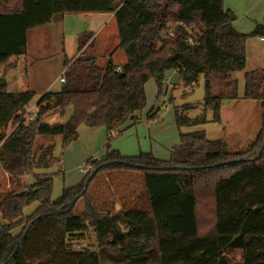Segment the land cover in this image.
Instances as JSON below:
<instances>
[{
    "label": "trees",
    "instance_id": "trees-1",
    "mask_svg": "<svg viewBox=\"0 0 264 264\" xmlns=\"http://www.w3.org/2000/svg\"><path fill=\"white\" fill-rule=\"evenodd\" d=\"M172 0H0V66L28 53L29 33L68 14L114 13L120 48L128 63L118 70L109 60L106 67L95 56L81 53L66 57L61 91L47 92L38 101V117L22 120L25 107L36 94L11 92L0 76V164L20 187L26 175L35 182L21 192L2 196L0 202V264H234L229 252H241V264H264V129L244 152L230 151L227 142L207 137L206 131L181 133L180 144L169 160L153 153L125 157L112 150L91 161L92 170L83 183L65 189L53 199L54 179L41 172L58 159L52 147L36 149L38 135L63 136L64 146L78 140L79 128L106 126L110 134L146 105L147 82L155 79L163 92L166 74L175 70L187 85L207 77L205 112L196 118L177 114L181 127L208 122L207 110L219 119L224 99H240L235 73L247 66L246 44L250 37L264 39V24L252 34L238 32L232 23L207 26L203 12L196 11L186 24L196 23L200 44L191 46L181 37L164 40L162 34L174 22ZM93 33L79 37L80 53ZM93 45V42L90 43ZM225 83L215 95L212 80ZM257 101L264 110V70L245 74L243 97ZM58 111L66 124H50L45 117ZM10 126L15 128L8 133ZM125 162V163H120ZM174 166V169L167 167ZM139 174L145 208L104 209L95 199L101 182L119 179L124 173ZM205 176L213 197L214 218L208 229L199 217L196 179ZM116 181V180H115ZM93 191V195H92ZM96 194H95V193ZM78 200L67 205L75 198ZM99 199V198H98ZM84 201L86 208L76 213ZM99 202L101 200L99 199ZM37 204L35 211L24 209ZM148 206V207H147ZM19 234L15 231L20 229ZM88 246L77 244L87 237ZM79 248V249H77Z\"/></svg>",
    "mask_w": 264,
    "mask_h": 264
},
{
    "label": "rangeland",
    "instance_id": "rangeland-1",
    "mask_svg": "<svg viewBox=\"0 0 264 264\" xmlns=\"http://www.w3.org/2000/svg\"><path fill=\"white\" fill-rule=\"evenodd\" d=\"M260 0H225V10L231 11L236 17L233 27L240 33L252 34L258 24H264V8L262 11L259 8ZM172 4V3H171ZM172 13V12H171ZM84 18V17H83ZM172 22L169 27H175L178 20ZM208 26V25H207ZM85 27V26H84ZM99 27V26H98ZM98 27L86 28L83 31H94ZM48 28V27H47ZM46 26L34 29L29 33V53L31 58H35L36 53L44 51L51 45V35ZM81 31V30H80ZM84 33V32H83ZM117 33V25L115 21L109 23L106 29L99 35L97 43L92 49L97 53V63L101 67H105L109 61L104 51L105 47L111 44L114 35ZM80 37V36H79ZM79 43V41H78ZM79 44L73 39L69 46L67 44V53L70 57L76 54ZM63 47V46H62ZM86 47L76 56L81 53H86ZM88 51V50H87ZM90 52V50H89ZM247 52V66L243 71L235 73V78L238 80L240 99L231 100L224 99L221 102L219 116L216 118L214 110H207L208 122L203 125H196L190 127H179L177 124V114H184L190 118H196L203 114L206 102V81L207 77L201 75L199 80L194 85H187L184 79L175 70H170L166 74L164 81L163 92H159V87L155 79L147 82L146 89V105L142 111L135 114L136 120L128 118L122 125L120 130L122 134H110L106 126L90 128L86 125H81L79 128L78 140L71 143L68 147L64 146L63 136L56 135L55 137L38 135L36 141V149L40 146L52 147L54 155L59 160L58 163L49 170H42L43 173L51 174L54 179L53 185V199L58 200L65 189L82 184L84 178L90 172L88 164L94 159H101L105 157L109 151L116 150L123 156H134L142 153H153L157 158L169 160L171 158L172 150L180 144L181 133H191L197 131H206L208 138L213 140H223L227 142L230 151L244 152L248 150L253 143H255L261 131L264 129V110L261 105L254 100H247L242 98L245 92V74L251 71L264 70V42L259 37H250L246 44ZM56 57V56H55ZM18 60L20 66L18 69H11L8 71L6 78L9 81V90L11 92H20L24 90L23 85L27 84L28 65L26 56L14 58ZM66 59V58H65ZM75 59V58H74ZM29 61V60H28ZM58 65V64H57ZM3 66H0V74L4 75ZM122 68V67H120ZM63 65L55 71V78L62 72ZM66 71V70H65ZM65 71L61 76L64 75ZM60 80V78H58ZM57 80L56 87L61 89L64 85ZM225 83L219 80H212V90L215 95L223 94ZM56 89V88H55ZM61 91V90H59ZM30 104L34 107L37 100ZM66 116H62L60 112L54 111L45 117V121L50 124L64 123ZM69 115V117H70ZM134 116V117H135ZM68 119L67 121H69ZM15 128L10 126L8 133ZM85 170V171H83ZM31 175V182H35V175ZM23 178L20 187L13 183L2 194L8 196L9 194L21 192L29 185L24 183L27 176ZM116 180V181H115ZM139 174L127 172L119 179H110L101 182L100 189H98L97 196H92L95 199L96 206L99 208L103 204L104 209L115 207L117 210H122L128 205L133 206L134 200H137V205L141 209L147 205V198L142 193V182ZM205 176L196 179L195 188L198 192L199 198V217L203 229L210 228L214 218L212 209L213 197L211 194L212 188L208 189ZM95 193V192H94ZM96 194V193H95ZM93 195V191H92ZM101 202H99V199ZM2 199V197H1ZM36 205L32 204L24 209V215L27 217L31 215ZM148 207V206H147ZM86 205L84 201H80L75 208L76 213H81L85 210ZM0 212V218H1ZM21 228L15 233L19 234ZM90 238L87 237L81 240L77 245L81 247L88 246ZM79 249V248H77ZM234 264H241L243 261L241 252H229Z\"/></svg>",
    "mask_w": 264,
    "mask_h": 264
},
{
    "label": "crops",
    "instance_id": "crops-1",
    "mask_svg": "<svg viewBox=\"0 0 264 264\" xmlns=\"http://www.w3.org/2000/svg\"><path fill=\"white\" fill-rule=\"evenodd\" d=\"M224 2L225 0H172L171 11L175 17V20L178 21L192 19L194 12L201 11L203 12V20L209 27H212L213 25L216 24H224V23L233 24L236 20V17H234L230 9L227 11L225 10ZM259 8L262 11V9L264 8V0L259 1ZM113 21H115L117 25V33L116 35H114L111 44L107 45L104 51L106 52V56L109 57L108 61L112 60L117 67H124L128 63V58L125 51L120 48L121 41L119 36L118 24L114 13L68 14L65 15L63 18L54 20L53 22L46 25V28L48 27L47 29L51 35L50 47H48L44 51H39L38 53H36L35 58H31L27 55L29 53V48H28V53L24 55L26 56L25 61H27L26 63L28 65L27 66L28 80H27V84L23 85V88H25L24 90H30L34 92L36 94L35 96L36 99H38V96L42 97L47 92H58L59 90H61L62 88L58 89V87H56V84L58 83L57 82V80H59L58 78H60L62 73L66 70L64 67L65 58L66 57L70 59L76 58L79 49V45H77L78 49L76 54L70 57L67 53L68 52L67 49H65V47L67 48V44H69L70 46L71 43L73 42V39L77 42V44H79L78 43L79 36L83 32L84 33L91 32L93 33V37L90 40V42L85 46L86 49L88 50V51L86 50V52L89 55L95 56L97 58V53L92 48L96 45H99L97 43V39L99 38V35L106 29L107 25H109V23ZM91 27L92 28L98 27V29L94 31H83V30H87L86 28L90 29ZM92 42L93 45H90V43ZM14 58H18V57H14ZM14 58L10 60L8 65L3 66L4 71L6 66H10V70L16 68L18 69L20 63L18 60H15ZM247 62H248V58H247ZM61 65H63L62 72L59 73L55 78H53V76L55 75V71L59 69V66L61 67ZM38 101L39 100H37V102ZM69 115L65 118L64 123H67L68 122L67 120L70 119ZM132 120L135 121L136 116ZM114 133L116 135L117 134L121 135L122 131L119 128ZM116 151H118V149H116ZM125 157H132V156H125ZM161 160H166V159H161ZM30 179H31V175L27 176L24 180V183L29 185V187L33 184V182L29 183L32 181ZM11 184H12V180L10 175L3 169V167L0 164V202L2 200L1 199L2 194L8 189V187ZM35 205L37 206V204Z\"/></svg>",
    "mask_w": 264,
    "mask_h": 264
},
{
    "label": "built area",
    "instance_id": "built-area-1",
    "mask_svg": "<svg viewBox=\"0 0 264 264\" xmlns=\"http://www.w3.org/2000/svg\"><path fill=\"white\" fill-rule=\"evenodd\" d=\"M182 30L185 34V37H181L184 41H186L189 45L195 47L200 44L202 32L197 26L196 23L186 24L183 20H180L177 22V25L175 27H169L164 31L162 34V38L164 40H170L175 39L179 37L178 31ZM264 41V39H262ZM118 70L120 71L121 68L118 67ZM1 76V74H0ZM60 81L62 83L65 82L64 75L60 77ZM38 102L34 105V107H31L30 104L25 107V113L23 115L22 120H25L27 122H33L38 117V108H37ZM92 164H88L89 171L92 170ZM85 171V170H83Z\"/></svg>",
    "mask_w": 264,
    "mask_h": 264
},
{
    "label": "water",
    "instance_id": "water-1",
    "mask_svg": "<svg viewBox=\"0 0 264 264\" xmlns=\"http://www.w3.org/2000/svg\"><path fill=\"white\" fill-rule=\"evenodd\" d=\"M263 150H264V146H262V148L260 149V151H259V153H258L256 159H258V158L261 157V155H262V153H263ZM120 163H125V162H120ZM174 168H175L174 166L167 167V169H174ZM79 197H80V196H78L77 198H75L73 201L69 202L67 205H68V206H69V205H72L73 203H75V202L78 200Z\"/></svg>",
    "mask_w": 264,
    "mask_h": 264
}]
</instances>
